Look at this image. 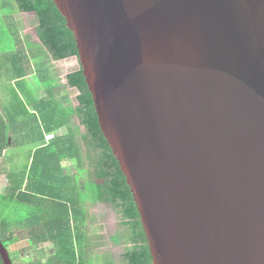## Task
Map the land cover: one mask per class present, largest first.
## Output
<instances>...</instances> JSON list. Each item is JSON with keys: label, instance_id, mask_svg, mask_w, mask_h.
I'll return each mask as SVG.
<instances>
[{"label": "water", "instance_id": "95a60500", "mask_svg": "<svg viewBox=\"0 0 264 264\" xmlns=\"http://www.w3.org/2000/svg\"><path fill=\"white\" fill-rule=\"evenodd\" d=\"M53 1L153 264H264V0Z\"/></svg>", "mask_w": 264, "mask_h": 264}, {"label": "crops", "instance_id": "0c3cea01", "mask_svg": "<svg viewBox=\"0 0 264 264\" xmlns=\"http://www.w3.org/2000/svg\"><path fill=\"white\" fill-rule=\"evenodd\" d=\"M20 46H24V44L20 43ZM35 46L41 47L48 57L46 71L49 72V77L45 75L44 71L37 69L41 76H36L35 72L32 76H21L15 81L20 79L21 81H31L35 78L41 86L49 80L54 85L49 90H44L43 86L41 90L32 89L31 91L27 88L26 96L32 99V105L28 107L33 110L30 115L36 118L38 116L39 126L35 123L25 122L24 130V127L21 126L24 121H19L18 116L15 119L18 128L12 126L14 123L9 121V125L11 124V145L0 159L1 196L8 198L10 194H13L12 192H15L17 207L33 210L31 214L26 212L25 215L18 212L15 218L8 217L9 219L5 212L2 214V232L5 227L7 237L9 234H13V238L17 242L19 253L17 254L18 260L14 264H74L75 260L72 255L64 254L59 260L56 258L59 249L55 240L60 235L63 238L74 239L76 264H124V254L127 249L124 252L117 250L122 244L128 247L124 238L126 231L124 219L115 207L89 199V161L87 147L83 142L86 129L82 125L79 115L78 98L80 93L68 84V77L79 69L77 58L54 60L41 41ZM27 55L28 52H24L19 55L20 62L15 60V72L20 71L22 68L20 66ZM1 113L5 118L2 111ZM28 134L30 137H27ZM37 139L38 141H36ZM57 140L59 141L56 142ZM28 143L35 146L30 157V149L26 151ZM53 143H57L59 146L49 154L41 152ZM37 155H41V161L47 159L55 161L58 156H67V159L65 158V161L68 162L67 175L62 187L54 186L52 180L50 187V184L48 187L38 184L37 180L30 183L28 175L21 169L25 168V162H31L32 158L34 159ZM55 189H59L58 192L64 193L67 197L64 207L61 208V211L64 210V217H67L63 220L60 219L58 213L54 214V218L53 214L47 213L50 211L47 209L48 207L53 205L56 207L55 201L50 199L47 202V197L41 193H51ZM94 207L97 208L96 212L92 211ZM115 213L120 215L122 229L111 234L103 226L109 223V219L117 216ZM61 214L63 215V213ZM60 224L62 226L58 228Z\"/></svg>", "mask_w": 264, "mask_h": 264}, {"label": "trees", "instance_id": "16d2710c", "mask_svg": "<svg viewBox=\"0 0 264 264\" xmlns=\"http://www.w3.org/2000/svg\"><path fill=\"white\" fill-rule=\"evenodd\" d=\"M12 3L16 5L19 12L35 14L38 23V37L43 46L51 54L52 59L64 60L77 57L73 34L68 29L65 18L57 9L53 0H7L2 3V7L11 10ZM1 19L2 18H0V20ZM68 84L70 87L76 88L80 93L78 98L79 115L82 125H84L86 129L83 142L87 147L89 161V199L115 207L124 219V224L126 226L124 238L128 245L127 251L124 254V264H153L147 234L132 189L128 184L127 177L123 173L119 161L114 155L107 137H104L102 133L92 95L80 68L76 73L68 77ZM58 141L59 140L56 142ZM10 145V129L0 111V159ZM51 145L53 149L59 146L57 143ZM51 145L41 150V152H48ZM75 151L77 152L76 148ZM56 171L58 170L54 168H52V171H48L47 169L43 171V175L45 173L46 177L51 181L54 180V177L50 173L53 172L55 175ZM45 185L48 187V184L45 183ZM50 186L51 184L49 187ZM58 191L59 189H55V191L51 193H44L46 197H49H47V202L53 198L56 202H54L56 207H54V205L48 207L47 209L50 211H47V213L53 215L58 213L60 219L63 220L67 217H64V210L61 211V208L64 207V202L67 197H65L64 193ZM12 193L13 194H10L8 198L0 194V241L7 249L9 246L17 249V242L13 238V234H9V237H7L5 234L6 228L4 227V231L2 232L1 224L2 214L4 212L6 214L7 208L9 210L13 209L15 215L17 211L19 212L20 210L17 207L16 193ZM34 211L36 212V210ZM26 212L31 214L33 210L29 209L26 210ZM61 213H63V215ZM54 217L55 215L53 218ZM61 226L60 224L58 228ZM55 243L59 249V254L56 258L59 260L64 254L72 255L75 260L74 264H76V246L74 239L63 238L60 235V237L55 240ZM0 264H4L1 256Z\"/></svg>", "mask_w": 264, "mask_h": 264}, {"label": "rangeland", "instance_id": "374dc122", "mask_svg": "<svg viewBox=\"0 0 264 264\" xmlns=\"http://www.w3.org/2000/svg\"><path fill=\"white\" fill-rule=\"evenodd\" d=\"M5 1L7 0H0V18H2L0 20V108L5 118H7V123L10 121L12 124L14 123L12 126L18 128L17 122L15 123V119L18 116L19 121H24V124L21 126L24 127L25 130L26 123H35L39 126V121L37 119L38 116L36 118L35 116L30 115V112L33 110L28 107H31L32 99L26 96L27 88L31 91L32 89L41 90V87L43 86L44 90H49L53 88L54 84L49 80L41 86L35 78L31 79V81H21V79L15 81L16 79L21 78V76H32L35 72L36 76L39 77L41 76V74L38 73L39 69H41L42 72L44 71L45 75L49 77V72L46 71V61H48V57L41 47L35 46L40 43L37 33L38 23L35 14L19 12L14 3H12L11 10L4 9L2 3ZM20 43L24 44V46H20ZM24 52H28V55L25 61L22 62V66H20V68H22L20 71L15 72V60H19L20 62L19 55L24 54ZM10 125L8 123L9 129L11 128ZM27 137H30V134H28ZM36 141H38V139ZM26 146V151L30 149V157L35 146L30 143L26 144ZM48 150L49 154L50 151L54 150L53 146L51 145ZM36 152L37 150L35 151V154ZM66 157L67 156L62 155L58 156V159L55 161L48 159L41 161V155H37L34 159L32 158L31 162H25V168H22L21 170L28 175V179L32 183L36 180L38 184L44 185L45 183L51 184L54 182V186L62 187L65 182L64 178L67 175L66 166H68V162L65 161ZM52 168L57 169L58 171L55 172V175L53 172L50 173L54 177V180L51 182L46 177L45 173L42 175V172L47 169L48 171H52ZM39 191L41 190L39 189ZM41 193L44 194L46 192ZM92 211L96 212L97 208L94 207ZM19 212H22V214L25 215L26 210L20 209ZM115 214L117 215H115L116 217L109 219L110 224L108 223L103 226L107 228V231L111 234L117 231L119 232V230L122 229L120 215L118 213ZM6 217H16L13 213V209L7 210ZM127 248V246L122 244L117 250L124 252ZM8 251L15 263V261L18 260V248L16 249L9 246Z\"/></svg>", "mask_w": 264, "mask_h": 264}]
</instances>
